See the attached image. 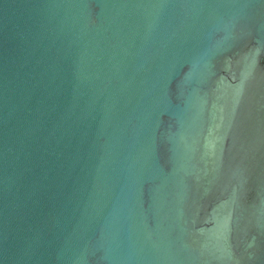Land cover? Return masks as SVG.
<instances>
[{
    "label": "water",
    "instance_id": "1",
    "mask_svg": "<svg viewBox=\"0 0 264 264\" xmlns=\"http://www.w3.org/2000/svg\"><path fill=\"white\" fill-rule=\"evenodd\" d=\"M0 264H264V0H0Z\"/></svg>",
    "mask_w": 264,
    "mask_h": 264
}]
</instances>
